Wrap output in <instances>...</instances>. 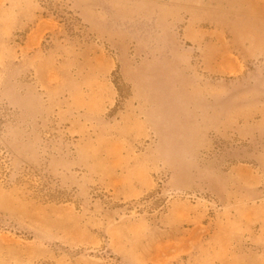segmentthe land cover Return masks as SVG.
<instances>
[{
    "label": "rangeland",
    "instance_id": "1",
    "mask_svg": "<svg viewBox=\"0 0 264 264\" xmlns=\"http://www.w3.org/2000/svg\"><path fill=\"white\" fill-rule=\"evenodd\" d=\"M0 6L6 8L0 15H18L28 22L15 34L18 43L31 30L38 34L40 26H46L33 49L50 57V67L67 62L69 84L73 76H88L92 68L105 79L104 91L114 88L104 110L109 120L127 111L132 96L125 67L142 62L149 64L146 71L162 86L163 77L171 80L179 94L185 96L187 90L197 105L208 94L205 102L211 108L205 143L197 154L198 175L209 182L176 187L172 168L161 163L153 171L151 190L124 199L99 183H91L86 192L63 183L49 163L55 156H75L76 138L68 125L54 113L34 128L32 119L23 122L22 111L0 97V137L16 127L23 129L26 140L39 136V163L21 166L15 165L14 152L0 139V264H67L83 256L127 264L103 229L98 245L43 242L20 200L71 206L83 218H90L100 203L116 211L117 220L145 218L153 225H160L173 204L183 201L202 209L205 237L222 232L219 225L225 222L228 236L236 239L234 247L261 251L255 238L264 237V0H0ZM34 50L22 52L20 58ZM27 78L35 81V71ZM239 164L255 175L252 187L233 175ZM249 188L258 189L257 197L251 189L250 200L260 207L250 209L253 218H243L238 202ZM179 261L192 264L188 253Z\"/></svg>",
    "mask_w": 264,
    "mask_h": 264
},
{
    "label": "crops",
    "instance_id": "2",
    "mask_svg": "<svg viewBox=\"0 0 264 264\" xmlns=\"http://www.w3.org/2000/svg\"><path fill=\"white\" fill-rule=\"evenodd\" d=\"M0 11L6 8L0 6ZM27 23L18 15H0V97L22 111L23 122L32 119L34 128L54 113L68 125L76 138L75 156H55L49 163L52 173L63 183L85 192L91 183H99L120 198L133 199L152 189L153 171L166 163L173 170L174 186L207 184L208 180L198 175L197 154L205 143L207 118L211 117V108L205 102L208 94L202 95L201 105H197L187 90L185 96L181 95L171 80L163 77L162 86L158 78L149 75L148 63L126 66L124 73L132 83V96L127 111L119 119L109 120L104 110L114 88L108 86L104 91L101 85H106L105 79L92 68L87 71L88 76H73L69 84L67 62L50 67L46 62L50 57L33 49L46 32L45 25L40 26L38 34L31 30L23 43L16 42V32ZM30 50L34 51L20 58L22 52ZM31 70L36 73L35 81L27 78ZM23 133L22 128L16 127L0 139L14 152L16 166L38 164L39 136L26 140ZM146 141V146L140 148L139 144ZM236 171L233 175L237 181L250 187L255 184L250 167L239 164ZM251 189L255 197L259 196L257 188H249V194L243 195L238 202L243 218H253L250 209L260 207L250 200ZM18 202L27 207L31 227L43 242L98 245L99 230L103 229L111 236L115 252L127 264H181L180 258L187 253L192 264H264V237L255 238L260 252L234 247L236 239L228 236L225 222L219 225L222 232L205 237L202 209L187 202H175L160 225L150 224L145 218L117 220V212L105 210L100 203L94 205L90 218H83L71 206ZM67 264L112 263L83 256Z\"/></svg>",
    "mask_w": 264,
    "mask_h": 264
},
{
    "label": "built area",
    "instance_id": "3",
    "mask_svg": "<svg viewBox=\"0 0 264 264\" xmlns=\"http://www.w3.org/2000/svg\"><path fill=\"white\" fill-rule=\"evenodd\" d=\"M132 212H135V211H132Z\"/></svg>",
    "mask_w": 264,
    "mask_h": 264
}]
</instances>
